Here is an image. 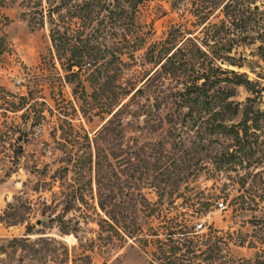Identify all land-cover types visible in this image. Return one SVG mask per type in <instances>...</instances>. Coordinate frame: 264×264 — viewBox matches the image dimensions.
Wrapping results in <instances>:
<instances>
[{"label":"rangeland","instance_id":"1","mask_svg":"<svg viewBox=\"0 0 264 264\" xmlns=\"http://www.w3.org/2000/svg\"><path fill=\"white\" fill-rule=\"evenodd\" d=\"M222 1L0 0V264H42L40 253L2 248L7 245L4 239L23 236L27 224L31 225V237L45 233L59 238L57 223L49 220L50 216L41 215L40 210L43 202L55 199L56 212L62 213V202H57L59 188L54 185L47 189L43 183L60 165V124L66 128L67 122H71L93 138L110 117V110L130 98H123L125 90L141 85L172 43H182L183 52H187L184 78L196 76L195 70L203 60L207 64L205 57L193 54L195 40L190 39L196 35L197 42L206 41L212 48L215 44L232 45L231 52H221V68L264 85V60L256 49L260 42L251 39L256 35L252 26L234 29L230 35L220 31L211 37L214 24L226 19L220 6ZM244 1H256L260 8L257 12L264 9V0ZM40 4L44 8L41 24L40 15L32 13ZM56 5L59 8L50 16L48 7ZM253 5L250 4L251 9ZM53 31L64 46L58 51L51 37ZM70 46L86 56V63L75 76L66 70L67 63L74 60ZM219 61L211 64L219 65ZM72 70L78 68L74 66ZM161 76V89L143 85L144 92L132 100L133 116L127 117L131 125H145L158 115L182 117L186 111L175 110L170 100L155 102V96L160 99L170 88L178 90L182 86V75ZM225 76L236 79L232 73L221 75ZM226 85L234 92L231 99L241 104L231 121L235 123L241 120L245 107L250 106L247 99L252 95L248 84ZM262 94L253 109L264 110V89ZM186 120L188 126L189 117ZM167 128L168 125H162L152 136L162 137L161 129ZM186 129L187 140H196L195 127ZM129 131L127 128V135ZM209 138L214 141L210 145L204 140L203 149L179 157L187 163L199 158L196 168L202 167L195 172L197 175L187 176L188 182L180 183L178 193L171 197L165 194L159 202H155L154 188L143 187L150 205L140 202L137 206L135 219L141 230L123 241L111 228L107 232L110 238L96 239L89 264H148L150 260L157 264H258L255 259L264 258V174L243 179L247 171L254 172L261 164L249 168L240 163L217 164L213 153L230 146L232 140L218 133ZM172 139L169 137L168 148L173 146ZM191 155L194 158L189 160ZM86 194L88 202L65 214L67 225L78 221L75 233L62 238L69 245L77 243L76 236L81 241L97 238L96 200L90 192ZM219 202L223 207H219ZM18 204L29 209L14 210ZM98 212L104 217L100 209ZM129 215L130 219L133 212ZM164 220L186 224L192 230L188 236L196 244L181 245L175 262L173 257L160 254L157 236L149 235L159 230L160 221ZM198 223H202L200 228L196 227ZM143 237L149 241H140ZM160 238L164 242V235Z\"/></svg>","mask_w":264,"mask_h":264},{"label":"trees","instance_id":"2","mask_svg":"<svg viewBox=\"0 0 264 264\" xmlns=\"http://www.w3.org/2000/svg\"><path fill=\"white\" fill-rule=\"evenodd\" d=\"M255 2L223 0L220 6L226 19H221L219 25L214 24L211 37H215L220 31L230 35L234 34V29H250L252 26L256 35L251 39H258L260 42L256 49L264 60V9L257 12L260 8ZM250 4H254L252 9ZM39 7L36 6L32 13L40 15V23L43 21L44 8L41 7V4ZM58 8L59 5L48 7L47 13L51 16ZM51 37L57 51L64 47L57 41L58 38L54 36V31L51 33ZM190 40H195L193 54L198 53L205 57L209 65L207 66L203 60L195 70L197 71L196 76L188 75L184 78L188 64L184 57L187 52H183L182 43L174 42L168 47L163 57L158 60L154 71L142 79L141 85H134L125 90L123 98L128 95L130 98L123 103L122 101L118 102L115 108L110 110V117L94 132L93 138H90L83 129L81 132V128H75L71 122H67L68 127L66 128L60 124L61 137L57 140L58 148L61 150L60 165L47 176L48 180H44L43 183L48 186L47 189H51L54 185L59 188L60 197L57 198V202H62V213L56 212L55 208L58 204L55 199H51L49 203L43 202L40 210L41 215L50 216L49 220L57 223L59 238L45 233L31 237L30 234H33L31 225L27 224L23 236L4 239L7 245L3 247L1 245L2 248L10 249L12 252L24 249L31 253H40L42 264H89L91 261L90 252L96 245V239L104 241L110 238L107 232L111 228L123 241H127L131 236L134 237L138 230H141L135 219L137 206L140 202L150 205V201L143 193V187L154 188L157 194L155 202H159L165 194L171 197L176 192L178 193L180 183L188 182L187 176L197 175L195 172H198L202 167L199 165V168H196V165L200 163L199 158L193 160L192 163H187L179 157L203 149L204 140L207 145L213 143L214 141L208 139V136L214 133L229 136L232 140L230 146L225 145L223 149L213 153L212 157L217 164L240 163L247 168L251 165L261 164L260 168L254 172L247 171L244 180L248 176L254 178L264 174V110L253 109V105L259 101L258 99L263 98L264 85L261 82H254L248 77L242 78L241 74L234 70L221 68L220 63L224 61L221 55L231 52L232 45L217 46L215 44L212 48V45L206 41L203 44L197 42L196 35ZM70 47L74 60L67 63L66 70L75 76L81 66L86 63V56L79 51H74V46ZM222 50L223 53H221ZM193 54L191 50L190 55ZM211 61H219V65L211 64ZM229 64L233 63L229 62ZM74 66L78 70L73 71ZM215 71L219 73L216 74ZM163 73L173 75V77L182 75V86L178 90L170 88L166 96L160 97V99L155 96L154 98L157 100L155 102L170 100L169 103L176 106L175 110L185 109L186 111L183 112L182 117H179V114L169 118L166 114L158 115L155 121H146L145 125H135V123L131 125L132 122L128 121L127 117L133 116L132 100L139 96V93L144 92L143 85H155L161 89ZM227 73H232L236 79L233 81L228 76L221 77L222 74ZM228 82H232L234 85L248 84L252 95L247 99L250 106L245 107L241 120L235 123H231V121L238 115L241 104L231 99L234 92L226 85ZM202 112L207 113V116H202ZM188 117L189 124L186 126ZM153 122H156V125H153ZM162 125H168L167 129H161L162 137L152 136V133L162 128ZM188 127H195L196 140H187L189 134L184 136L185 129L187 128L186 131H189ZM127 128L130 130L129 135L126 134ZM151 129L152 132H150ZM169 137L173 138V146L168 148ZM193 158L191 155L188 159L192 160ZM88 192L96 200L94 209L99 215V219L96 220L97 238L91 237L81 241L76 236L77 243L69 245L62 238L66 234L75 233L78 221H75V225H67L64 220L65 214L72 209L79 208L81 203L88 202L86 194ZM8 205L10 206V204ZM23 208L29 209V206L23 207L18 204L14 210ZM98 209L103 212L104 217L100 215ZM132 212L133 215L129 219V213ZM161 221L159 230H154L149 235L157 236L156 241L160 242V254L164 257H173L175 262L177 251L181 245H196L193 238L188 236L192 230H189L186 224L180 225L173 220L170 222L164 220L163 223ZM174 234L182 236L173 238ZM160 235H164L166 241L163 242ZM185 235L187 236L183 239L182 237ZM180 239H183V242ZM140 241L146 243L149 239L143 237ZM168 241H171L172 244H168ZM254 262L264 264V258L261 259L258 256ZM148 264L157 263L150 260Z\"/></svg>","mask_w":264,"mask_h":264},{"label":"built area","instance_id":"3","mask_svg":"<svg viewBox=\"0 0 264 264\" xmlns=\"http://www.w3.org/2000/svg\"><path fill=\"white\" fill-rule=\"evenodd\" d=\"M219 207H223V203L222 202H219ZM201 226H202V223L196 224L197 228H200Z\"/></svg>","mask_w":264,"mask_h":264}]
</instances>
